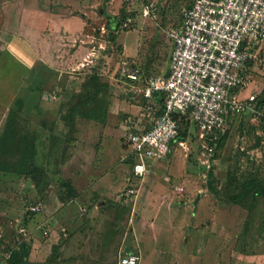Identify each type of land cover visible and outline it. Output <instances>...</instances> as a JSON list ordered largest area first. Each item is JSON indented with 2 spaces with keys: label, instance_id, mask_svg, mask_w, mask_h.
Returning a JSON list of instances; mask_svg holds the SVG:
<instances>
[{
  "label": "rangeland",
  "instance_id": "374dc122",
  "mask_svg": "<svg viewBox=\"0 0 264 264\" xmlns=\"http://www.w3.org/2000/svg\"><path fill=\"white\" fill-rule=\"evenodd\" d=\"M190 1L127 0L126 9L135 12L134 27L120 31L116 42L105 50L111 42L103 24L106 15L118 13L116 6L113 8L106 0H39L42 8L49 10L51 5L53 11L76 14L87 24L75 40L67 41L64 51H55L61 60L57 68L62 67L59 70L63 74L58 84L50 83L46 91L61 88L57 103L62 106L82 88L85 76L97 71L109 86L102 94L107 109L100 124L77 118L69 132L50 126L59 139L51 156L65 160L57 179H44L34 188L25 179L10 176L1 181L0 177V264H6L5 245L20 237L17 225L22 223L28 204L37 201H41L43 210L33 217L28 215L25 225L26 239L33 247L30 262L42 263L57 252L59 258L52 264H118L119 255L131 251L139 255L138 264H264L261 209L254 210L251 227L244 236L249 241L244 246L250 244L245 247L249 254L238 252L242 242L237 243V239L243 232L247 212L238 205L222 202L209 190L208 173L198 163L200 143L194 127L185 144L175 142L164 157L149 161V174L143 179L134 204L122 194L124 179L133 180V157L122 139L121 123L128 116L142 118L143 110L138 95L117 73L124 57L120 42L129 55H135L137 47L134 59L140 63L143 76L167 73L171 46L161 27L176 26ZM148 2L155 3V19L141 14L142 6ZM102 10L106 15L101 14ZM13 41L0 58V135L4 121H11L7 109L16 108L17 98L22 101L20 110L38 100L36 93L28 97L22 94L31 85L28 74L32 60L29 52L16 47L17 42ZM77 49L80 52L73 57ZM22 50L26 51L25 57ZM261 58L264 60V53ZM255 76L264 80L263 64L258 65ZM19 131L29 135L33 129ZM227 131L223 148L213 155L212 169L218 186L232 172L240 176L253 171L264 178L262 129L249 115H243L235 117ZM38 153L40 165L39 156L44 154ZM65 180H70L77 192L69 198L60 193L59 183ZM197 194L200 198L195 206ZM43 230L48 235H43Z\"/></svg>",
  "mask_w": 264,
  "mask_h": 264
},
{
  "label": "built area",
  "instance_id": "2783aa9c",
  "mask_svg": "<svg viewBox=\"0 0 264 264\" xmlns=\"http://www.w3.org/2000/svg\"><path fill=\"white\" fill-rule=\"evenodd\" d=\"M156 10L155 3L150 2L142 6L141 14L155 19ZM132 21L127 18L123 26ZM161 30L171 44L167 73L141 77L140 66L133 58H122L117 69L132 93L142 95L149 103L154 94L163 99L159 115H155L153 103H148L140 107L142 118L128 116L121 123L123 141L134 157L133 180L128 179L122 193L129 200L137 197L149 174V161L161 159L170 150L178 133L173 114H188L194 123L200 143L198 163L206 171L214 164L213 143L218 132L231 118L249 115L252 122L264 121V107L258 106L256 96H239L249 83L251 65H264V0H192L182 10L179 26ZM43 207L37 201L26 211L37 214ZM17 234L28 238L24 224L17 225ZM42 234L46 236L48 231ZM138 262L139 255L134 252L119 255L118 264Z\"/></svg>",
  "mask_w": 264,
  "mask_h": 264
},
{
  "label": "trees",
  "instance_id": "16d2710c",
  "mask_svg": "<svg viewBox=\"0 0 264 264\" xmlns=\"http://www.w3.org/2000/svg\"><path fill=\"white\" fill-rule=\"evenodd\" d=\"M191 3L192 0L186 5V7L190 6ZM126 4L127 0H124L122 6L118 10L117 15L115 16L116 24L113 28H111L109 25L110 18H112L111 15H106V12L102 10L101 14L106 15L105 28L108 36V42H111V45L105 47V50H109V47L116 42L117 34L120 31L125 32L133 29L134 27L133 21L129 26H123L127 18L131 17L133 20V17H135V12L128 11L126 9ZM180 22L181 16L178 24L173 27L179 26ZM137 63L139 66H141L138 61ZM141 77H146L143 76L142 70ZM81 86L82 88L78 92L73 93L68 101L59 107V120L62 122L63 127L68 130V132L74 128L77 118L103 121L106 115L107 101L102 96V94L109 89L108 83L101 78L97 71H94L91 74L85 76ZM84 87L89 88L85 89ZM137 98L141 101L140 105H147L149 103L142 97V95H138ZM256 100L259 107H264V89L256 96ZM152 103L156 109L155 115H159L163 108L162 97L158 96V94H154L149 104ZM21 104V99L17 98L15 100L16 108L10 110L8 113L9 116H11V121H6L5 125L3 126V131L0 135V172L12 173L20 179L30 181L35 188H38L41 183H44L45 181L48 182L46 180L47 173H45L42 166L37 163L38 147L36 144L35 135L32 133L29 135L27 133H21L19 131L20 128L16 124L17 118L16 116L14 117V115H16L17 111L20 110ZM172 117L177 120L178 133L171 145L175 142L188 140L191 128L194 127L196 131V127L188 114L175 113L172 115ZM233 119L234 117L229 120L227 126ZM227 126L222 132H218V138L216 139L215 143H213L215 146L214 155L217 153V151L223 148L226 142L228 137ZM258 126L264 133L263 120L259 121ZM65 134L66 132L63 133V135ZM53 137L54 135L50 137L49 142V147L52 150L55 147L57 140H59L57 136L54 138ZM65 140H67L66 135ZM64 148L65 147L63 146V149ZM132 159L134 163V157ZM207 173L208 188L214 195H216L217 198H219L222 202L238 205L247 212L246 220L243 225V232L241 233L240 237L238 236L237 239V243L242 242V245H239L237 249L240 253L249 254V252L245 251V247H249L250 244L247 246L249 241L245 240L244 236H246L247 231L251 227V220L253 218L255 209H261V212H259L262 218L261 226L264 225V178L259 173H254L253 171L241 174L240 176H238L235 172H232L227 175L225 182H223V184L219 187V183L215 178L213 169H209ZM44 179L45 181H43ZM59 185L61 189L60 193L64 195L65 198H69L70 196L77 193L70 180L60 181ZM28 215L29 217H33L35 214H31L26 211L22 219V224H27ZM260 230H262V227ZM18 238H16L12 244L7 243L8 245H5V251L8 254L5 262L6 264H52V262H57V259L59 258V256H57V252L52 254L42 263L30 262L28 258L32 244L29 242L30 240L22 239L21 237ZM1 242L2 240H0V243ZM245 243H247L246 246H244ZM57 247V245L53 246L54 249Z\"/></svg>",
  "mask_w": 264,
  "mask_h": 264
},
{
  "label": "crops",
  "instance_id": "0c3cea01",
  "mask_svg": "<svg viewBox=\"0 0 264 264\" xmlns=\"http://www.w3.org/2000/svg\"><path fill=\"white\" fill-rule=\"evenodd\" d=\"M123 1L124 0H108L107 3L112 4L113 8L116 6L119 10ZM52 9L51 5L49 10L42 8L39 5V0H0V58L5 49L11 47L9 42L14 40L17 42L16 47L28 51L29 60H32L30 64L31 72L28 74L31 85L30 88H28V92L22 94H28V97L30 94L36 93L37 96L35 99L37 98L38 100L36 104L29 106L25 105L23 109L17 111L16 124L19 128L33 129L32 134H34L36 138L37 150L44 154L39 156L42 158L39 162L45 173H47V181L61 174L63 171L62 166L65 161L64 159L62 160L61 157L58 159L52 157V149L49 147L50 137L53 135L50 126H55V130H63L64 128L62 122L59 121L60 106L58 105L59 102L57 103L59 96L61 97L60 91L62 92L63 90L59 87H55L51 89L50 92L46 91L50 83L57 85L63 74V71L59 70L62 67L59 69L57 68L61 60L57 59L55 51H64L69 44L67 41L75 40L76 37L87 28L86 22L76 14L61 15L59 12L53 11ZM113 14L114 15H111L112 18H110L109 23L111 28L116 24L115 16L117 14ZM103 28L106 32L105 22ZM120 44L122 46L121 53L124 57L135 58L137 55V47L135 55H129L124 45L121 42ZM12 48H14V46H12ZM25 50L21 52L24 57L26 53ZM261 50L264 52V39L261 42ZM79 52L80 50L77 49L72 56L74 57V55ZM72 56L68 57L67 55L70 60L73 59ZM56 72H59V74ZM256 72H258V64L251 65L249 68V83L244 89L239 91L240 98L245 99L252 94L257 96V94L264 89V80L255 76ZM254 78L259 79L255 80ZM45 93H47V95ZM22 94L21 96H23ZM52 94L55 95L54 98H52ZM10 110L12 109L8 108L7 113ZM133 110H136V108L129 110V113H133ZM95 122L100 124V121L95 120ZM37 154L39 155V153ZM59 163H61L60 166ZM10 176L17 177L12 173L0 172V177L3 178H1V181L5 178H10ZM128 179L129 177L124 179L125 187L128 184ZM137 197L132 199L133 204L136 202ZM32 251L33 247L29 254L30 261H32L30 259V255H33Z\"/></svg>",
  "mask_w": 264,
  "mask_h": 264
},
{
  "label": "water",
  "instance_id": "95a60500",
  "mask_svg": "<svg viewBox=\"0 0 264 264\" xmlns=\"http://www.w3.org/2000/svg\"><path fill=\"white\" fill-rule=\"evenodd\" d=\"M199 198H200V195H199V194H197V196H196V199H195V201H194V204H195V206H196V204H197V202H198Z\"/></svg>",
  "mask_w": 264,
  "mask_h": 264
}]
</instances>
